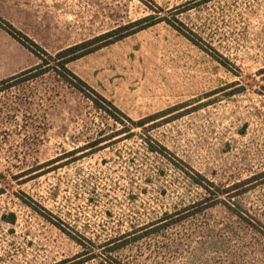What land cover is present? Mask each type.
Returning a JSON list of instances; mask_svg holds the SVG:
<instances>
[{
    "label": "rangeland",
    "instance_id": "374dc122",
    "mask_svg": "<svg viewBox=\"0 0 264 264\" xmlns=\"http://www.w3.org/2000/svg\"><path fill=\"white\" fill-rule=\"evenodd\" d=\"M1 13L42 18L61 46L134 33L118 59L68 65L112 105L55 54L0 86V264H264V0ZM14 40L0 25L3 54L28 59Z\"/></svg>",
    "mask_w": 264,
    "mask_h": 264
},
{
    "label": "trees",
    "instance_id": "16d2710c",
    "mask_svg": "<svg viewBox=\"0 0 264 264\" xmlns=\"http://www.w3.org/2000/svg\"><path fill=\"white\" fill-rule=\"evenodd\" d=\"M152 18H153L152 15L147 16L141 20H138L136 22L129 24L127 26V28H131V27L136 26L142 22L148 21L149 19H152ZM162 20H164V19L153 20L152 22H148L147 24H145L144 26H141V28L139 27L138 29L141 30L143 28L151 26V25H153L159 21H162ZM0 25L2 27H4L11 36H13L15 39H17L21 44H23L26 48H28L32 53H34L41 60V62L38 65L31 67L29 69H26L24 71H21L20 73L14 75V76H11L9 78L1 80L0 86L4 85L6 83H9V82L15 80L16 78L23 76L27 73H31L32 71H37L39 69L42 71V69H43V71L41 73H45V72L51 70L50 64L48 62H45L46 61L45 59L47 57L52 58L53 57L52 54L48 53L36 41H34L32 38L27 36L22 31L18 30L11 23L7 22L6 20H4L1 17H0ZM133 31L128 32V34L116 36L118 30H113L111 32H107L105 34H101L99 36H96L92 39L82 41L81 43L72 45L70 47H67V48L57 52L55 54V57L59 61L60 68L63 70V72H61V75L66 79V81L72 83L70 81V79L68 78V75H70L71 77L75 78L83 87H85V88L89 89L91 92L95 93V95H97L101 100L112 105V103L110 101H108L105 97H103L95 89H93L90 85H88L82 78H80L78 75H76L74 72H72L68 68V64L75 59H78V58H80L86 54L94 52V51H96V50H98L104 46H107V45H109L115 41L123 39L125 36H128L131 33H134ZM113 36H115V37H113Z\"/></svg>",
    "mask_w": 264,
    "mask_h": 264
},
{
    "label": "crops",
    "instance_id": "0c3cea01",
    "mask_svg": "<svg viewBox=\"0 0 264 264\" xmlns=\"http://www.w3.org/2000/svg\"><path fill=\"white\" fill-rule=\"evenodd\" d=\"M2 16H4L14 27L19 29L20 31H23L27 36L32 38L34 41H36L39 45H41L48 53L50 54H56L57 52L70 47L72 45L78 44H71V45H60V38L59 33H56V36L54 33H49L48 28V22H43L42 18H36L35 16L27 15L26 18L24 17H16V16H8L5 13H1ZM41 35V36H40ZM46 36V37H45ZM54 39V40H53ZM17 47L21 46L23 48V51L28 57V59L21 58L17 56V54H13L9 52L8 54H3L2 48L0 49V68L2 69V74L0 75V79L2 78H9L11 76H14L21 71H24L26 69H29L31 67H34L40 63L39 57H37L34 53H32L28 48H26L23 44H20L19 41L14 40ZM122 40H118L116 42H113L107 46H104L94 52H91L89 54H86L78 59H75L71 61V63H77L76 64V73L77 74H83L79 70V61H82L84 59H87L88 57L94 59L95 57H99L103 54V51L106 49H110L111 51L115 52L114 59H118V57L121 56L122 52ZM82 42V41H81ZM79 42V43H81ZM53 44V46H52ZM65 44V43H64ZM68 64V65H69ZM84 75V74H83ZM83 77V76H82ZM1 81V80H0ZM94 80H91L89 83H93ZM88 83V82H87ZM94 86V85H93ZM92 86V87H93ZM94 88V87H93Z\"/></svg>",
    "mask_w": 264,
    "mask_h": 264
}]
</instances>
